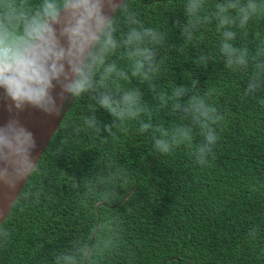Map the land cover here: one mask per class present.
<instances>
[{"label":"trees","instance_id":"obj_1","mask_svg":"<svg viewBox=\"0 0 264 264\" xmlns=\"http://www.w3.org/2000/svg\"><path fill=\"white\" fill-rule=\"evenodd\" d=\"M214 3L206 0L209 8ZM129 4L174 45L164 52L155 92L131 76L123 82L143 90L147 111L139 119L172 125L169 92L176 83L213 93L225 115L215 159L201 170L185 149L158 155L151 136L136 132L137 121L115 140L90 132L69 138L66 124L81 122L93 108L88 97L77 98L2 224L11 239L0 244V264H51L53 254L73 239L95 240L111 230L119 247L98 254L96 264H264V232L256 240L248 237L253 224L264 223V94L244 97L247 74L225 68L214 24L183 41L176 24L186 22L183 0ZM256 30H264V20L253 25ZM240 43L255 50L251 34ZM98 115L111 121L104 110ZM109 163L123 174L117 195L105 198L93 177ZM37 189L38 200L32 196Z\"/></svg>","mask_w":264,"mask_h":264},{"label":"clouds","instance_id":"obj_2","mask_svg":"<svg viewBox=\"0 0 264 264\" xmlns=\"http://www.w3.org/2000/svg\"><path fill=\"white\" fill-rule=\"evenodd\" d=\"M182 8L186 22L176 24L183 41L198 38L203 28L214 24L225 68L247 74L244 97L264 94V30L253 32V25L264 20V0H215L211 8L206 0H183ZM250 34L255 50L240 43ZM173 47L168 33L142 21L129 0H0V99L10 101L9 111L31 106L64 119L65 103L88 97L93 108L81 122L66 124L69 138L90 132L115 140L128 131L129 122L137 121L136 132L151 136L156 154L185 149L203 170L215 159L225 120L211 99L213 93L176 83L169 92L175 122L154 124L139 119L147 111L143 90L123 84L131 76L155 92L164 52ZM100 110L111 115L110 122L100 119ZM36 147L33 132L19 120L0 126V198L7 197L8 210L37 172ZM122 174L114 163L95 172L105 198L117 195ZM40 195L39 189L32 193L37 200ZM4 215L0 207V217ZM262 232L264 223L253 224L248 237L256 240ZM10 239V231L0 226V244ZM119 242L114 230L102 231L95 240L81 235L57 250L51 264H96L98 254L117 250Z\"/></svg>","mask_w":264,"mask_h":264},{"label":"water","instance_id":"obj_3","mask_svg":"<svg viewBox=\"0 0 264 264\" xmlns=\"http://www.w3.org/2000/svg\"><path fill=\"white\" fill-rule=\"evenodd\" d=\"M58 92H59V87L55 89L54 94ZM72 102L73 101L64 104V113H63L64 116L68 111V109L70 108ZM9 103L10 101L6 99H0V126L6 125L9 122V120L15 118L19 120V122L23 126L31 130L37 141V147L33 151V158H34V162L38 163L45 149L49 145L53 135L59 129L62 119H57L31 106H26L24 110L20 112L9 111L8 109ZM22 189H20V193ZM0 207H3L5 210L4 217H0V226H2L3 222L5 221V219L7 218L8 214L11 211V209L8 210V201L6 196L5 199L0 198Z\"/></svg>","mask_w":264,"mask_h":264}]
</instances>
